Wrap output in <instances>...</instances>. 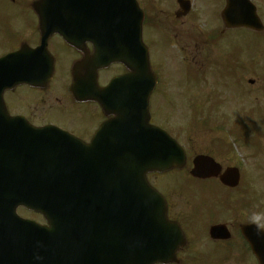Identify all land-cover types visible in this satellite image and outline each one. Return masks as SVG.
Instances as JSON below:
<instances>
[{
	"label": "water",
	"instance_id": "1",
	"mask_svg": "<svg viewBox=\"0 0 264 264\" xmlns=\"http://www.w3.org/2000/svg\"><path fill=\"white\" fill-rule=\"evenodd\" d=\"M234 1L228 0L222 13L227 27L262 30L248 0H238L240 16ZM78 6L79 0H39L35 8L42 38L58 33L78 47L77 36H71L73 22L64 18ZM101 14L108 32L102 46L108 51L90 59L92 70L84 79L79 70L85 61L74 66L71 85L78 98L97 100L89 92L96 87V70L111 63L127 70L107 87L111 93L105 97L117 106L114 119L98 133L101 150H93L98 141L85 149L57 129L10 119L1 100L0 264H158L161 242L175 239L173 230L164 227L165 202L146 176L181 169L185 160L174 140L149 125L157 78L142 42L143 15L134 0H102ZM39 56L37 49L32 64ZM25 64L20 53L0 59V95L36 80L40 70L30 72ZM212 170L218 171L211 160L199 157L191 175L205 178ZM229 175L232 185L236 173ZM19 207L41 215L46 226L18 217Z\"/></svg>",
	"mask_w": 264,
	"mask_h": 264
},
{
	"label": "flooded vegetation",
	"instance_id": "2",
	"mask_svg": "<svg viewBox=\"0 0 264 264\" xmlns=\"http://www.w3.org/2000/svg\"><path fill=\"white\" fill-rule=\"evenodd\" d=\"M37 1L0 0V12H2V7L5 4L18 16L15 20V15H10L8 18L0 15V58L18 52L21 54L22 61L26 63L23 65L25 69L27 68L26 70L31 72V70L39 69V76H45L49 79L38 87L21 85L6 91L3 94L5 109L11 117H22L35 127L54 126L78 139L80 146H84L85 149L90 147L93 142L98 141L99 144L93 150H101L102 139L98 137V134L96 135L97 130L104 122L114 117L112 114L107 115L106 111H111L117 106V104L109 102L108 97H105L106 87L113 77L125 73V70L119 65H109L96 72L95 82L98 99L95 101L77 98L70 90L73 67L86 57L90 58L100 51H108L107 47L102 46V38L107 37L108 32L102 24V19L105 18L101 14L102 8L98 6L101 0H79L78 15H76L75 10H72L74 15L64 17L69 21L77 22V25L73 26L78 29L74 32L79 39L77 49L68 45L59 35L42 39L39 31V19L33 7ZM137 1L144 12L143 38L145 35L148 44L156 38L159 52L167 50V44H170L171 39L181 38L183 28L188 27L190 32L196 30L197 16L194 13L193 5L189 13L183 16L178 0H158L159 8H155L158 15H155V19L159 17V22L163 26H159V30H155L148 29V26H156L154 17L147 12L150 0L145 3L143 0ZM222 1V8H224L226 0ZM12 24L14 29L11 28ZM213 25V23L208 25L207 38H204L203 35L193 34L189 43L179 50L185 52L192 44H202V46H208L212 50V43L215 45L216 53L225 61L227 71L224 82V88L227 92L224 102V120L227 125L231 124L232 118L236 120L232 127L220 131L226 132L227 136L258 135L257 125L258 123L264 124V114L261 112L258 114L248 113L244 116L246 118L243 123L239 119L243 112L241 104L244 102V97L246 93L250 94L249 90L246 89L244 77L247 73L254 77H261L263 76L262 73L264 74V69L259 63L247 70L243 63L244 60L238 67L229 65L228 56L216 47L217 43L221 39L226 40V37L232 34L245 36L246 32L245 30H227L222 27L219 34L216 35L213 33ZM250 38L253 37L250 35ZM37 49L40 55L39 60L36 61V66H32L34 57L31 51ZM237 58L239 59V57ZM87 69L88 71L92 70L90 64L87 65ZM84 75L85 70H82L81 76ZM246 82L249 86H253L255 80L249 79ZM56 84L59 89H54ZM257 91V97L252 101L260 99L264 102V86H260ZM53 93H61L62 95L54 98V102H52L49 96ZM195 103L197 102L193 104ZM200 103L209 106L210 99L207 98L206 101H200ZM196 108L201 109L198 106ZM51 114H57L63 120L59 119L61 122H56L54 120L56 117ZM2 117L4 115L0 113V118ZM161 124L158 126L161 127ZM184 129L189 130L191 128ZM220 139L217 137L212 139L210 146H218ZM244 140L245 138L241 139L240 142H244ZM189 144L190 140L182 145L190 165L196 156L192 157L190 154ZM223 145L227 147L224 141ZM89 150L92 149L89 148ZM249 152L247 157L251 158L250 156L254 155L257 164L258 148ZM205 156L212 158L221 167L222 172L235 166L231 164L235 161L233 160L235 157L229 153L228 149L224 155V163L218 161L210 153H206ZM245 178L246 176H240L236 186H229L224 184L231 180L229 175H209L206 179H195L190 175L152 174L147 177L149 184L164 197L169 221L178 224L185 238L184 240L164 243L165 247L158 251L163 263L264 264V202H262L264 192L258 190L257 187H252L254 197L251 198L244 189L247 184ZM174 179L178 180L173 181L170 186L166 185L168 180ZM190 186L207 188L209 196L207 202L197 203L186 190V187ZM237 202L238 204H233ZM218 207H224L228 214L218 215L216 211ZM251 242L255 245L254 251L249 245Z\"/></svg>",
	"mask_w": 264,
	"mask_h": 264
},
{
	"label": "rangeland",
	"instance_id": "3",
	"mask_svg": "<svg viewBox=\"0 0 264 264\" xmlns=\"http://www.w3.org/2000/svg\"><path fill=\"white\" fill-rule=\"evenodd\" d=\"M146 1L147 0H143V3ZM192 2L195 8L194 13L197 16V20L195 21L196 30L190 32L188 27L183 28L181 38H178L177 40L171 39L170 44H168L170 48L167 46V50L159 52L157 39L155 38L150 44H148L144 35L145 44L150 49L152 70L155 73H158L162 79L161 88L157 90V95H155L153 101H151V124L158 126L162 123L161 127L165 129L167 128L166 130L172 135H176L181 144L185 145L186 141L190 140L188 150L190 154H192V157L210 153L215 156L218 161L224 163L225 152L228 147H231L234 155H236L235 159L232 158L235 161L231 164L235 165L234 167L236 168L240 167L239 169L241 171L244 170L246 176L245 180L247 182L244 189L247 194L249 193V196L253 198L254 192L252 191V187H257L258 190L264 192V124L258 123V135L256 137L254 135L239 137L240 140L245 137L249 140L247 143H244L245 141L241 142V144L244 143V145L241 146L242 149L233 146L234 140L237 136H233L232 139H229L228 136L224 135L226 132L224 133L223 131H220L218 133L216 131V129L222 130L230 126L223 123L226 90L225 88L223 89V85L221 86V82H224L226 76L222 68L225 61L221 57H218L213 43L212 50L208 46H202V44H192L189 49L185 50V52H180L179 49L184 48L185 45L189 43L190 37L193 34L199 36L203 35L204 38H207L208 25L210 24L209 19L211 17L210 13H207V7L215 16H217L218 12L222 9V0H213L211 3L208 0H192ZM253 2L264 23V0H253ZM155 8H159L158 0H150L147 12L149 15L153 16L154 19L155 15H158ZM0 15L5 18H8L10 15H15V20L18 17L17 14L8 9L5 4L4 7H2ZM198 15H200L199 18ZM213 23H215V20ZM155 24V27L148 26V29L159 30V26H163L159 22V17H156ZM164 27L167 28L166 25H164ZM11 28H13V24L11 25ZM220 30L221 23H215L213 25V33L218 35ZM245 34L247 36L231 35L226 37V40L221 39L216 47L220 48L222 53H225L228 56L227 62L231 66L238 67L239 64L246 59L245 67L247 70L252 68L254 64H259V61H261V68L264 67V33L257 35L258 40L256 38L251 39L247 33ZM237 57H239L240 60ZM257 67L259 68V66ZM262 75L263 76L261 77H254L252 74L247 73L244 77L246 89L249 90L250 94L247 93L246 99H244L241 116L248 115V113L251 112L252 114H258L259 112L264 114V104H262V100L256 99L252 101L257 97V89L260 86H264V74L262 73ZM249 79L255 80L253 86L247 84L246 81ZM213 80L214 82H212ZM229 81L231 82L230 79ZM208 83L212 85V89L209 87L210 84ZM54 89H59V86L56 84ZM61 95V93H53L49 96V99L54 102V98ZM197 95H199V98H204L207 95L211 97V103L209 105L210 115L205 111L199 117L194 120L192 118L186 123V116L189 114V111L186 109V100L188 98L189 101ZM170 101L173 102V104ZM167 103L170 106H168ZM192 105L201 108L207 107L206 104L202 105L200 102ZM51 115L56 117L54 119L56 122H61L60 120H63L57 114ZM65 118H67V116H65ZM233 123L234 120L232 118L231 126ZM189 124L193 126L191 129H180L184 127L187 128ZM216 137L219 139L221 138L218 146L211 147L210 141ZM255 138L257 140L256 143L259 145L257 164L255 163L254 155L250 156L253 159L247 157V154L250 153L249 151H253L249 144H252ZM223 141L226 143L227 147L223 145ZM187 172L188 169L184 172H180L182 173L181 175L170 173L167 174V176H187ZM176 180L178 179L166 180V185L170 186L172 185V182ZM180 180L184 181L183 179ZM186 190L197 203H205L209 198L207 188L190 186L186 187ZM211 196H213L212 193ZM262 202H264V196H262ZM233 204H238V202ZM216 211L218 212V215L221 216L228 214L224 207H218ZM20 215L38 220L36 217L28 213H23V211L20 212Z\"/></svg>",
	"mask_w": 264,
	"mask_h": 264
}]
</instances>
